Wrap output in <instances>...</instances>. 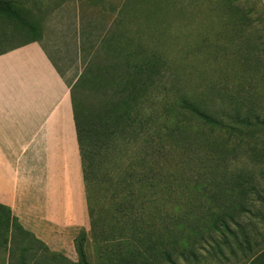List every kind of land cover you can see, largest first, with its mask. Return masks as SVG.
Masks as SVG:
<instances>
[{
  "label": "rangeland",
  "instance_id": "374dc122",
  "mask_svg": "<svg viewBox=\"0 0 264 264\" xmlns=\"http://www.w3.org/2000/svg\"><path fill=\"white\" fill-rule=\"evenodd\" d=\"M132 1H141L132 12L135 10L142 24L128 27L131 39L118 41L117 56L81 58L74 87V96L78 105L82 103L86 119L103 116L112 104H119L120 109L112 113L117 139L110 149L115 156L111 164L131 170L135 190L133 201L127 205L130 216L126 215V221L113 210L117 206L111 193L102 192L99 200L96 197L101 224L98 253L91 234L86 243L87 260L91 264H143L128 253L130 247L125 245L121 247L124 251L117 253L115 246L119 240L128 239L132 250L144 247L146 244L139 241L140 233L145 235L153 214H160L170 220L158 227L161 234L158 233L166 243L172 242L176 264H253L264 250V129L252 133L242 130L243 138L218 130L209 135L208 126L184 111L182 103L193 100L226 123L232 122L235 110L245 113L253 109L264 117V0H153V4L149 0ZM127 52L138 55L126 58L123 54ZM128 98L130 111L125 114L124 100ZM170 108L174 111L169 112ZM122 115L125 123L117 126L115 119ZM177 120L199 134L184 145L176 139L165 140L162 136ZM204 135H220L218 144L226 141L225 159L218 161L212 148L203 146ZM159 138L164 140L160 162L143 161L144 154L156 148ZM120 166L113 170L119 176L124 172ZM95 172L98 176V170ZM239 173L251 176L258 193L250 195L254 201L252 213L237 218L244 227L231 225L237 234L228 235L233 252L223 246L227 257H215L210 255L214 245L201 239L210 233L199 229L192 232L184 225L185 217L216 212L218 208L211 199L220 194L222 186L230 189L233 177ZM142 177L145 183L140 181ZM231 192L227 194L231 199L237 197ZM245 233L250 236L249 246L244 241ZM188 236L193 239L188 240ZM8 244L0 235V264L7 260ZM191 247L201 257H180ZM126 253L130 255L126 257ZM45 257L58 260L57 264L76 263L52 252ZM152 264L171 263L160 259Z\"/></svg>",
  "mask_w": 264,
  "mask_h": 264
},
{
  "label": "crops",
  "instance_id": "0c3cea01",
  "mask_svg": "<svg viewBox=\"0 0 264 264\" xmlns=\"http://www.w3.org/2000/svg\"><path fill=\"white\" fill-rule=\"evenodd\" d=\"M140 2L0 0V205L76 263L75 240L92 226L72 89L81 58L117 56L131 39Z\"/></svg>",
  "mask_w": 264,
  "mask_h": 264
},
{
  "label": "trees",
  "instance_id": "16d2710c",
  "mask_svg": "<svg viewBox=\"0 0 264 264\" xmlns=\"http://www.w3.org/2000/svg\"><path fill=\"white\" fill-rule=\"evenodd\" d=\"M126 54L128 55H123L126 56V58L138 55L129 52ZM128 78L127 80L129 81ZM130 82L132 85L133 80ZM72 98L80 154L82 157V169L86 186L88 210L92 226L91 234L95 243V236L98 241V227L101 225L98 221V213H96V197H98L99 200V195L102 192L111 193V199L115 201L117 206V208H113V210L115 209V211L118 212V215L121 213V217H124L126 221V215L129 214L130 216L129 206L127 205H130V202L133 201L135 197L132 180L133 174L130 172V169L129 171L125 166L118 165L120 166L119 169L122 167L124 170V172L119 176L118 171L116 174L113 171L117 170L118 166H115L116 164H111L114 163L115 156L110 152V149L112 150L117 139V131L116 129H112L114 123V121L112 122L114 117L112 116V113L120 109L119 104H112L103 116L99 115L98 117L94 116L91 119H86L82 103L78 105L74 96V88L72 89ZM130 101V98L124 100V104L127 106V109L124 111L125 114L130 111ZM182 109L192 116H195L197 119L202 121L203 124L208 126L211 131L209 132V135L218 130L221 133L223 132L229 135L237 136L238 138H243L244 133L242 130L252 133L257 129H264V117L256 115V111L253 109L251 111L248 110L245 113L241 110H235V113L232 116V122L230 123H226L223 120H220L218 116L205 111L202 105L193 100L185 99L182 103ZM168 111L172 112L174 109L170 108ZM123 118L124 115L115 119L117 126L125 123V121H121ZM198 134V131L195 132L192 127L186 124L183 125L179 120H177L173 122V125L167 129V133L162 137L167 141L176 139L184 145L185 141L191 137L195 138ZM209 135H204L201 143L204 144V147L212 148V152L215 154V159L218 161L225 159L224 154L226 151V141L218 144L217 140L220 135L214 138L209 137ZM95 136H98V138H95ZM163 141L164 140L159 138L158 143H155L156 148H154L149 154H144L142 160L147 161L156 159V162H160L162 158L161 153L163 150ZM96 144H98V146H96ZM114 166L115 168H113ZM96 170H98V176L96 175ZM143 177L140 181L145 183V179ZM250 177L243 173H239L233 177V184L230 189H225L223 186L219 189L220 194L211 199V203H214L218 208L216 212H210L209 210L202 212L203 214L194 218H190L189 215L185 217L186 224L184 225L192 232L199 229L202 233H210L209 236H202L201 238L206 243L208 242L214 245L211 248V254L209 253L210 255L213 254L215 257L218 255L221 257H227L223 246H226V248L229 250L231 249L232 251V248L229 246L231 243L229 237L231 235L236 237L237 235L234 231H232L231 225L234 224L243 228V224H240L237 218H241L245 214L252 213L251 206L254 201L250 198V195L257 194L258 189L257 186L251 182ZM145 186H147V184H145ZM140 191L141 190L136 193H140ZM229 191L237 193V197L231 199V196L227 195ZM236 209L238 212H236ZM153 215L154 219L152 224L145 228L147 233L145 235H143V232L140 233L142 236L139 241L144 242L146 245L140 249L132 250L131 246H129L128 242L130 241H128V239L119 240L120 242H118V245L115 246L116 252L122 253L124 250L121 247H125L126 245L130 247L128 253L130 252L133 254L135 259H141L143 264H152L156 261L159 262L160 259H165L171 264H176L173 259L172 242L166 243L163 240L164 237L159 235L160 232L158 229L160 225L167 224L170 220L167 219L168 217H162L160 214ZM104 223H106V221ZM174 224H176V222H174ZM0 235H2L4 240L9 243L7 257L9 261L8 264H30L28 263L29 260L35 261L33 264L59 263L58 260L56 261L55 259L52 260L51 258L48 259L45 257V255L51 253L48 247L36 239L33 234L24 230L18 224L17 218L12 217L11 210L2 205H0ZM169 237L171 236H169L168 233V238ZM88 239L87 233L82 232L75 240L77 252L79 254V262L75 264H91L87 260L86 255V243ZM187 239L191 240L193 237L188 236ZM244 241L248 246L250 245L251 240L247 233L244 235ZM35 245L37 247H35ZM186 251L188 253L182 252L180 257L185 259H198L201 257L197 249L194 247L187 248ZM39 252L41 254H39ZM124 255L125 254H120V256ZM129 255L126 253V257ZM31 257L32 259H30ZM63 259L66 260L65 257ZM125 260L126 259L124 258L123 261ZM129 264L134 263L130 262ZM253 264H264V250L256 256L253 260Z\"/></svg>",
  "mask_w": 264,
  "mask_h": 264
}]
</instances>
